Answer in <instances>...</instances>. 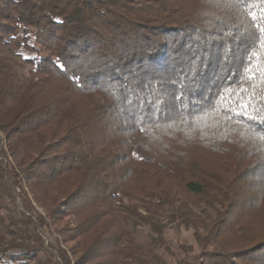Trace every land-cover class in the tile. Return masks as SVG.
<instances>
[{"label":"trees","instance_id":"obj_1","mask_svg":"<svg viewBox=\"0 0 264 264\" xmlns=\"http://www.w3.org/2000/svg\"><path fill=\"white\" fill-rule=\"evenodd\" d=\"M2 49L0 264H264L261 0H0Z\"/></svg>","mask_w":264,"mask_h":264},{"label":"rangeland","instance_id":"obj_2","mask_svg":"<svg viewBox=\"0 0 264 264\" xmlns=\"http://www.w3.org/2000/svg\"><path fill=\"white\" fill-rule=\"evenodd\" d=\"M0 61L9 63L12 65V67L24 74H27L28 69L26 66L22 65V60L20 58H17V56L13 55L11 52L7 50H0ZM23 66V67H22ZM0 136L4 139L3 135L0 133ZM17 191L14 195L17 203L20 205V200L18 197H16ZM34 207H36L34 205ZM37 208V207H36ZM39 213L42 214V211L39 209ZM143 213V212H142ZM144 214V213H143ZM166 214L164 213L162 217L160 218L161 222L166 226L164 230V240L167 243V245L170 247V249L179 255L180 258L183 257L181 254V250L178 249L181 245L185 247H193L196 251V245L193 238V232L191 230H188L184 227H177L174 224H167V219L165 218ZM129 231L131 232V238L133 242L139 246L142 247L143 253L147 254L149 259L153 255H159L161 256L162 260L165 262V264H174V261L167 255L163 254V251L159 248H154L151 244V236H153V233H151L150 227L147 225H140L138 227L132 226V223H129L128 227ZM51 236H48L47 242H54V238L57 237L55 234V231L51 233Z\"/></svg>","mask_w":264,"mask_h":264},{"label":"snow or ice","instance_id":"obj_3","mask_svg":"<svg viewBox=\"0 0 264 264\" xmlns=\"http://www.w3.org/2000/svg\"><path fill=\"white\" fill-rule=\"evenodd\" d=\"M261 2L264 3V0H261ZM256 71L258 72L259 69H257ZM249 78H250V79H256V78H258V77H257L256 73H253L252 75H250Z\"/></svg>","mask_w":264,"mask_h":264}]
</instances>
